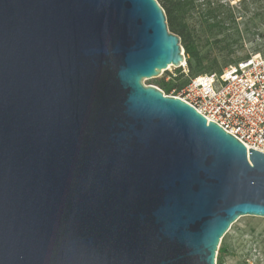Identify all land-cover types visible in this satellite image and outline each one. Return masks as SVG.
<instances>
[{
    "label": "water",
    "instance_id": "95a60500",
    "mask_svg": "<svg viewBox=\"0 0 264 264\" xmlns=\"http://www.w3.org/2000/svg\"><path fill=\"white\" fill-rule=\"evenodd\" d=\"M184 63L156 0H0V264H218L264 218V154L144 85Z\"/></svg>",
    "mask_w": 264,
    "mask_h": 264
},
{
    "label": "rangeland",
    "instance_id": "374dc122",
    "mask_svg": "<svg viewBox=\"0 0 264 264\" xmlns=\"http://www.w3.org/2000/svg\"><path fill=\"white\" fill-rule=\"evenodd\" d=\"M218 4L224 5L221 13L225 24L224 34L209 37V31L204 25V14ZM189 23L198 32L204 47L203 53H209L210 56L204 64L203 74H221L228 66L254 55L264 58V0H195V9L189 15ZM223 37V44H214L215 39ZM212 65L215 70L209 72ZM176 71V68L170 67L160 78L144 80L143 83L161 89L157 82L162 79L170 81V76L174 77ZM184 72L188 73L187 68ZM178 93L172 91L165 95L176 97ZM222 245L228 250L223 264H264V218H240L225 235Z\"/></svg>",
    "mask_w": 264,
    "mask_h": 264
},
{
    "label": "built area",
    "instance_id": "2783aa9c",
    "mask_svg": "<svg viewBox=\"0 0 264 264\" xmlns=\"http://www.w3.org/2000/svg\"><path fill=\"white\" fill-rule=\"evenodd\" d=\"M184 63L182 68H186ZM249 149L264 154V58L254 55L221 74H201L178 93Z\"/></svg>",
    "mask_w": 264,
    "mask_h": 264
},
{
    "label": "trees",
    "instance_id": "16d2710c",
    "mask_svg": "<svg viewBox=\"0 0 264 264\" xmlns=\"http://www.w3.org/2000/svg\"><path fill=\"white\" fill-rule=\"evenodd\" d=\"M164 9L167 17V24L170 32L178 35L181 38V45L184 49L187 70L179 68L174 77L170 76V81L162 79L158 81V86L165 93L172 91H180L183 89L193 78L203 74L204 64L209 60V53H203V46L201 45L200 37L194 26L189 23V15L195 9V0H156ZM224 5H216L206 11L204 14L205 27L209 31V37H218L224 34V20L221 19ZM215 45H221L225 42V37L215 39ZM215 66L209 69L213 72ZM222 73V71H221ZM185 79V80H183ZM183 80V81H182ZM227 247L222 245L219 250L218 264H223V260L227 254Z\"/></svg>",
    "mask_w": 264,
    "mask_h": 264
}]
</instances>
